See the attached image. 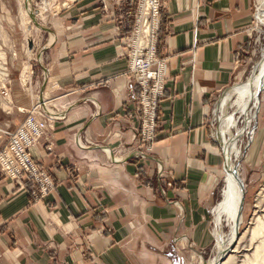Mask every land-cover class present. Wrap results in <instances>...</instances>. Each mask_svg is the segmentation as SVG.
<instances>
[{"label": "crops", "instance_id": "1", "mask_svg": "<svg viewBox=\"0 0 264 264\" xmlns=\"http://www.w3.org/2000/svg\"><path fill=\"white\" fill-rule=\"evenodd\" d=\"M130 10L74 0L56 18L37 102L58 118L29 150L55 188L34 201L0 178V264H191L211 245L224 159L209 114L240 77L253 0L161 1L164 95L144 161L135 154L138 89L126 75Z\"/></svg>", "mask_w": 264, "mask_h": 264}, {"label": "rangeland", "instance_id": "2", "mask_svg": "<svg viewBox=\"0 0 264 264\" xmlns=\"http://www.w3.org/2000/svg\"><path fill=\"white\" fill-rule=\"evenodd\" d=\"M72 1L74 0H0V149L4 147L8 136L14 133L24 123L31 111L37 109L34 114V119L36 121L41 119L40 114H53L50 113L49 109L44 104L43 106L40 103V107L37 106V104H39L37 102V99H39V88L43 82L42 69L46 63L47 49L50 47L53 38L51 31L53 25L55 27L56 18L60 17L63 8L70 5ZM154 1H156L159 7L161 25L160 8L162 0ZM121 2L122 4H127L131 9L127 19L130 29L125 34V39L132 30L138 8L141 7L142 2L145 4L146 2H151V0H121ZM258 7V0H253L251 41L245 53H241V56L237 59L240 65V77L235 80L223 94L236 84L243 83L249 79L255 66L262 59L264 27L259 25L255 18ZM25 67L28 69L29 74L24 77L23 72ZM26 78H28V80ZM222 95L212 103L209 114L211 137L219 145L222 150L221 153L223 149L214 136L219 128V124L216 121L215 108ZM263 98L264 91L259 95L260 109L254 103L249 105V114L252 119L249 127V135L242 137L238 142V148H240L239 150L242 154L237 165L246 191L245 207L243 210L244 224L241 227V231H244L248 226L254 213L260 191L264 189V137L260 138L257 142V129ZM26 107L28 109H26ZM38 109H41L42 113L39 112ZM228 111L232 112V109ZM239 127L242 128L244 125L239 124ZM232 133H234V130ZM50 150L51 148L48 149V151ZM40 170L46 172L45 170ZM223 176L224 173L218 184L216 204L221 200L220 192L223 188ZM0 178L5 177L0 176ZM23 185L24 184L21 182L20 186L22 187ZM24 190L29 193L32 200L36 201L31 195L33 189L30 188L29 185L26 186ZM210 227L212 236L213 215L210 217ZM223 232H227L226 227H223ZM214 247L215 240L212 236V243L209 248L198 255L202 259L201 264H203V261H209L214 256ZM198 256L196 259H193L191 264H198Z\"/></svg>", "mask_w": 264, "mask_h": 264}, {"label": "built area", "instance_id": "3", "mask_svg": "<svg viewBox=\"0 0 264 264\" xmlns=\"http://www.w3.org/2000/svg\"><path fill=\"white\" fill-rule=\"evenodd\" d=\"M159 29L158 4L154 0L145 4L142 2L132 30L124 39L126 75L134 80L138 89L136 115L139 127L135 154L136 159L141 161L148 159L157 141L158 106L164 95V63L157 56ZM36 110L28 114L24 123L8 136L4 147L0 149V176L22 182L23 189L29 185L33 189L31 195L37 201L52 193L54 183L46 172L38 168L29 150L41 139L44 126L58 116L40 114L41 119L36 121ZM38 111L41 112V109ZM157 172L161 175V171Z\"/></svg>", "mask_w": 264, "mask_h": 264}, {"label": "bare ground", "instance_id": "4", "mask_svg": "<svg viewBox=\"0 0 264 264\" xmlns=\"http://www.w3.org/2000/svg\"><path fill=\"white\" fill-rule=\"evenodd\" d=\"M258 3L255 18L258 24L264 27V0H258ZM27 74L29 72L25 67L23 76ZM263 91L264 48L262 59L255 66L249 79L225 92L215 108L219 128L214 137L224 152V176L221 200L211 213L215 254L209 261H203V264H264V189L260 191L248 226L241 231L244 224L246 191L237 165L242 154L238 142L242 137L249 135L252 121L249 105L254 103L260 109L259 95ZM229 109H232V112H229ZM239 124L244 127H239ZM223 227L227 228L226 233L223 232ZM201 260V258L198 260V264H201Z\"/></svg>", "mask_w": 264, "mask_h": 264}]
</instances>
